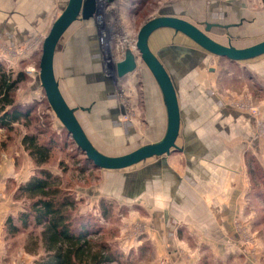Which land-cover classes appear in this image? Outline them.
Returning <instances> with one entry per match:
<instances>
[{
  "label": "rangeland",
  "instance_id": "1",
  "mask_svg": "<svg viewBox=\"0 0 264 264\" xmlns=\"http://www.w3.org/2000/svg\"><path fill=\"white\" fill-rule=\"evenodd\" d=\"M138 1L115 0L116 6L106 8L113 12V18L117 16L122 28L114 32L117 40L111 39L113 52L116 44L129 43L132 49L130 44L135 42L141 26L164 9L200 29L204 22L227 25L238 24L241 17L246 19L236 28H214L208 33L224 46L229 41L234 47L244 48L264 40V0H176V5H171L174 0ZM65 3L66 0H0V66L13 78L25 77L17 86L14 106L22 113L31 110L28 126L22 120L9 132L0 129V264H39L47 255L39 243L40 229L29 227L12 235L7 225L9 218L15 221L26 208V201L18 199V188L42 171L58 178L61 188L77 202L75 226L79 227L83 220L98 225L95 238L103 237L109 245L114 257L111 264H197L194 258L198 255V264L218 263L217 256L206 255L208 249H202L206 227L217 223L206 224L203 216H192L190 222L189 216L188 220L178 219L182 223H175L176 228L168 233L163 209L177 218V208L158 203L161 186L156 173H146L149 163L120 172L94 169L50 110L38 82L41 45ZM94 31L88 22L75 23L56 53L54 70L63 97L71 107L88 108V112L78 110L77 119L91 143L107 156L123 155L145 143L157 142L165 121L154 82L146 74L145 81L141 78L137 86L126 83L117 92L105 91L95 71L97 66H90L93 57L88 51L91 40L96 38ZM97 37L100 41L98 34ZM165 45L199 50L172 30H157L149 39L153 53ZM98 48L105 62L108 53L104 43ZM199 52L203 56L198 59L175 56L170 63L165 61L177 81L183 114V136L177 145L197 154L191 163L184 152L171 153L168 160L174 172L184 178L195 163L210 174L209 181L217 177L209 168L225 167L223 171L234 178L230 181L234 206L230 208V225L236 239L233 246L245 249L243 259L235 263L264 264V259L258 260V254L264 255V56L237 63ZM121 55L118 48L114 58L118 61ZM146 96H150L149 107ZM123 109L124 114H120ZM236 112L245 114L247 122L233 120L230 113ZM184 134L191 135L188 141L197 143L182 147ZM26 135L36 136L39 145L48 148L49 163L36 166L21 144ZM234 172H240L239 178ZM205 181L199 198L202 193L206 195ZM184 248L189 254L186 257Z\"/></svg>",
  "mask_w": 264,
  "mask_h": 264
},
{
  "label": "water",
  "instance_id": "2",
  "mask_svg": "<svg viewBox=\"0 0 264 264\" xmlns=\"http://www.w3.org/2000/svg\"><path fill=\"white\" fill-rule=\"evenodd\" d=\"M115 0H66L63 11L51 24L50 29L41 45V56L39 60L38 82L44 92L46 101L50 110L58 120L61 127L67 132V135L73 141L78 150L85 156L87 162L97 170L107 172H120L132 169L144 162L157 159L155 166H165L166 159L171 153L185 152L177 146V140L181 133V109L178 100L177 81L165 67L164 59L168 56L177 55L186 57L195 55L193 50L170 46L165 47L153 53L149 48V38L157 30L169 29L175 34H181L190 40L202 53L222 58L230 62H247L264 56V40L253 45L238 48L228 43L224 46L208 36L212 28L230 30L240 26L238 24L222 25L218 23H203V29H200L193 23L177 16H171V10H163L161 15L155 16L146 21L139 29L134 48L135 55L129 47L123 49L122 58L119 61H106L102 63L104 69V82L115 84L128 75L136 73L138 63H141L146 71L149 72L155 82L161 95L162 103L165 109L166 124L164 126L161 138L155 143H145L138 148L128 151L123 155L107 156L101 153L89 140L82 125L77 119L76 113L88 111V108H74L66 102L63 97L59 82L55 76V56L62 45L67 32L77 22L90 23L94 27L95 43L100 47L103 40L111 43L112 25L105 27V22L110 21L113 12H107L106 8L113 6ZM171 9V7H169ZM114 13H116L114 11ZM226 17V13H222ZM100 20L98 22V18ZM114 28V27H113ZM104 30L106 35L98 40L97 34ZM102 37V35H100ZM91 40V44H92ZM93 43V44H95ZM95 44V46H96ZM101 53V51H100ZM94 56L95 50L89 53ZM186 55V56H185ZM97 56V55H96ZM139 61V62H137ZM106 66V67H105ZM114 87V86H113ZM111 88H108L109 90ZM124 114V110L121 111Z\"/></svg>",
  "mask_w": 264,
  "mask_h": 264
},
{
  "label": "trees",
  "instance_id": "3",
  "mask_svg": "<svg viewBox=\"0 0 264 264\" xmlns=\"http://www.w3.org/2000/svg\"><path fill=\"white\" fill-rule=\"evenodd\" d=\"M144 1L139 0L138 4ZM18 76L13 78L11 72L0 66V129L6 132L22 120L29 125L31 110L22 113L14 106L17 86L25 81L23 75ZM21 144L33 157L36 166L49 163V150L39 145L36 136L26 135ZM18 193V199L26 201V208L15 221L12 218L7 220L8 229L12 235H19L29 227L40 229L39 243L47 255L39 264H111L114 261L103 237L95 238L99 228L94 221L83 220L79 227L75 226L73 216L77 202L61 188L58 178L42 171L19 187Z\"/></svg>",
  "mask_w": 264,
  "mask_h": 264
},
{
  "label": "crops",
  "instance_id": "4",
  "mask_svg": "<svg viewBox=\"0 0 264 264\" xmlns=\"http://www.w3.org/2000/svg\"><path fill=\"white\" fill-rule=\"evenodd\" d=\"M176 3H177L176 0H174L173 2H171V5H176ZM166 5H170V3L166 4ZM114 6H116V5L114 4ZM166 30H169V29H166ZM93 43H95L94 40L92 41V44L90 42V44H91L90 50L91 51L95 47V44H93ZM170 46L187 48V47L182 46V45H179V46L178 45H165V46L160 47L157 51H159L162 48L170 47ZM149 48H150V46H149ZM188 49H190V48H188ZM150 50H151V48H150ZM191 50H193V52H195V55L194 54L191 56L185 55L187 58H193V59L197 58L198 59V58H201L203 56L200 54V52H199L200 50H194V49H191ZM175 56H177V55L165 57L164 60L168 61L170 63L171 61H173L172 59ZM177 57H179V56H177ZM180 58H182V57H180ZM165 61H164V64H166ZM165 67H166V65H165ZM144 72L145 73H143V71H140L138 73L128 75L124 79L117 81L116 86H115V84L109 83L108 88H111V89H109L108 91H112V92L116 91L117 92V91H119L118 88L120 86H122L123 84H126V83L128 84V86H131V87L137 86V85H139V80L141 78H144L143 80L145 81L144 75H146V74L153 81L151 75L149 73H147V71H144ZM141 83H143V81ZM154 86L158 90L155 82H154ZM105 87H107V86H105ZM104 90H105V88H104ZM106 91H107V89H106ZM159 91L160 90H158V97L160 99V104H161L162 110H163V117H164V121H165L164 126H165V124L167 122L166 121V115H165V109H164L162 99H161V95H160ZM145 95H146V93H145ZM149 97L150 96H146V105H148L147 107H149V105L151 104V102H148V101H150ZM82 112H88V111H82ZM119 112H120V114H122L121 111H119ZM230 117H232L233 120H238L239 123H241V124H242V122H244V123L247 122L246 121L247 116L241 112L230 113ZM113 118H115V116H113ZM189 121H191V119ZM182 122H183V114L181 111V126L184 125V124H182ZM189 135L184 134L185 144H184V146H182L184 148L190 147L191 144H193V143H197L196 140L188 141L187 138ZM240 135H241L240 137L242 138L243 135L242 134H240ZM182 136L180 135V138H182ZM244 138L245 137H243V139ZM179 140L180 139H178L177 142ZM179 144H180V142H179ZM181 145H182V143H181ZM184 151H185L184 155L186 157H189L187 159L188 160L187 162H190V160L196 159L194 157H196L197 154H195L193 152V150H191V151L184 150ZM189 154H190V156H189ZM148 161L145 162V164L149 163L146 166V169H148L146 171V173H149V174L152 173L151 175H153V173H156L155 174L157 176L156 179L159 182V186H161L159 188L160 194H158V203L161 204V207L169 205V206L175 207V209L177 208L176 209L177 216H178L177 218L173 217V215H175V214L171 211L163 209V213L161 212L164 216V223H166V222L168 223V226H167L168 233H170V229H172L173 227L176 228V226L174 225L175 223H177V222L182 223L179 221V220H181V218H186L188 220V217L191 216V219L189 220L191 222L192 216H199L200 218H201V216H203L205 218L206 224L207 223L208 224L217 223L216 226L210 225V226L206 227L207 234L205 236V239L202 241L204 243L202 249L203 250L208 249L207 252H205L206 255H208V254L212 255L213 254V255L217 256L218 263H214V264H237V263H235L237 260H239V259L242 260L243 259L242 255H245V249L240 247V246H233V244H235V242H236V239H235V237H233V234L231 232V225H230V222H231L230 218L232 216L230 213V208L234 207L231 204V203H233V200H231V197H230V181L231 180L233 181L234 178L232 177V179H231L229 177V172L223 171L225 167L220 166L217 169H214V168L210 169L209 168L208 170L211 171L213 176L217 175V177H215V181H209L210 180V174L205 172L206 169H204L203 167L194 166L196 163L193 165L191 172H188V173L186 172L185 175H189V176L184 178V177H182L181 174L174 172L173 168L171 167L172 166L171 161L168 160V158L166 159V165L165 166L161 165L159 167L155 166L156 163L158 162L157 159H151ZM150 161H153V162H150ZM215 171H218V173H216ZM205 173H207L206 175H208L206 178L204 176ZM239 174H240V172L235 173V175H237L238 178H239ZM149 178L152 179L153 177L149 176ZM203 180L207 181L206 186H205L207 188V190L204 191L206 195L204 196V194L202 193L200 195V198H199L198 193L200 192V190L203 187V184H204V183H202ZM211 186L213 187V189L211 188ZM209 189L213 190L212 194L208 193ZM214 192H215V194H214ZM242 204L243 203H240V205H242ZM161 207H159L157 213L160 212ZM199 221H201V219ZM205 244L207 246H204ZM186 251H187L186 248H184V252H183L184 257H186V255H189ZM168 253L171 254L170 252H168ZM201 253L204 254V252H201ZM174 256H175V254L173 255V259H174ZM258 256H259L258 260L264 259V255H262V253L258 254ZM198 260H199V255L194 258V262L197 261V264H198ZM184 261H186V260H184ZM191 261L193 262V259Z\"/></svg>",
  "mask_w": 264,
  "mask_h": 264
},
{
  "label": "flooded vegetation",
  "instance_id": "5",
  "mask_svg": "<svg viewBox=\"0 0 264 264\" xmlns=\"http://www.w3.org/2000/svg\"><path fill=\"white\" fill-rule=\"evenodd\" d=\"M115 2V1H114ZM223 13H225V12H223ZM226 17H227V15H226ZM225 16L223 17V18H226ZM241 24L243 23V21H246V19H243L242 17L241 18H239V20H238ZM105 24L107 25V26H109V27H111V25L114 27H112V33H113V36H114V32H117V31H120L122 28L120 27L121 25H120V23L118 22V19H117V16H114V18L112 19V20H110V21H107V22H105ZM120 26H119V25ZM240 24V25H241ZM229 25V24H228ZM212 29H214V28H212ZM211 29V30H212ZM219 29V28H218ZM96 44V43H95ZM92 50H95V53L96 54H94V56L96 57V58H92L91 59V61H92V64L90 65V66H97V69L98 70H95L96 71V74L99 76L100 75V77H101V80H102V85H103V87L105 88V91H106V89H108L107 87H105V83H104V74H106V73H104V69H102L103 67H102V63H104L103 62V57H102V55H101V53H100V51H99V48H98V44H96V46L92 49ZM90 53V49H89V51H88V54ZM134 54L135 55H137L136 54V52H134ZM97 55V56H96ZM89 56H91L90 54H89ZM92 57V56H91ZM137 62H139V61H137ZM140 71H143V73H145L144 71H146V69H145V67L141 64V63H138V67H137V70H136V73H138V72H140ZM147 73H149L148 71H147ZM108 91V90H107Z\"/></svg>",
  "mask_w": 264,
  "mask_h": 264
},
{
  "label": "bare ground",
  "instance_id": "6",
  "mask_svg": "<svg viewBox=\"0 0 264 264\" xmlns=\"http://www.w3.org/2000/svg\"><path fill=\"white\" fill-rule=\"evenodd\" d=\"M181 5H183V4H181ZM183 6H184V5H183ZM99 20H100V17L98 18V22H99ZM111 20H112V17H111ZM118 22H119V20H118ZM100 35H102V37H100V39H102V38H103V35H106L105 31H104V30H101L99 36H100ZM115 40H116V39H114V41H115ZM103 43H104V48L106 49V51H107V53H108V55H107L106 58H105V62H106V61H110V58L113 59V58H112V55L110 54L111 51H112V46H111L112 43H111V44L108 43V42L106 41V39L103 40ZM130 45H131V47H132L131 51L135 52V49H133V48H134V43H132V44H130ZM119 47H120V45H118V44L114 45L115 51H116V49L119 48ZM129 49H130V47H129ZM113 57H114V53H113ZM105 62H104V63H105ZM105 67H106V66H105Z\"/></svg>",
  "mask_w": 264,
  "mask_h": 264
},
{
  "label": "built area",
  "instance_id": "7",
  "mask_svg": "<svg viewBox=\"0 0 264 264\" xmlns=\"http://www.w3.org/2000/svg\"><path fill=\"white\" fill-rule=\"evenodd\" d=\"M105 27H108V26L105 24ZM117 34H118V33H117ZM119 34H120V33H119ZM115 35H116V34L114 33V36L112 35L111 37H112L113 39H116V38H115ZM120 35H122V34H120ZM116 40H117V39H116ZM123 41H124V40H122V42H123ZM125 43H126V42H125ZM110 44H111V43H110ZM112 46H113V45H112ZM127 46L129 47V43H127V44H120V47H119V48H120L122 54H123V49H124L125 47H127ZM133 49H135V48H133ZM116 50H118V48H117ZM130 50H131V49H130ZM114 52H115V48H114ZM114 52H113V47H112V58H113V59H111V60L114 61V62H116V61H117L116 58L113 57V53H114ZM132 52H133V51H132ZM133 53H134V52H133ZM121 56H122V55H121ZM115 60H116V61H115ZM120 60H121V59H120ZM118 61H119V60H118Z\"/></svg>",
  "mask_w": 264,
  "mask_h": 264
}]
</instances>
